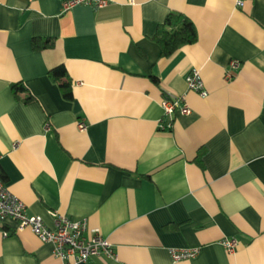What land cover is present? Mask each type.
Masks as SVG:
<instances>
[{
    "label": "crops",
    "instance_id": "1",
    "mask_svg": "<svg viewBox=\"0 0 264 264\" xmlns=\"http://www.w3.org/2000/svg\"><path fill=\"white\" fill-rule=\"evenodd\" d=\"M62 1L0 0L8 190L48 227L54 212L84 219L117 256L76 264H264V0H111L67 11ZM169 13L188 18L196 40L162 57L153 36ZM33 37L54 45L34 50ZM57 65L71 98L48 75ZM192 69L205 97L187 86ZM18 82L26 89L15 95ZM162 90L191 108L170 130L158 126ZM225 237L237 240L232 254ZM170 247L199 250L172 262ZM0 264L63 263L7 218Z\"/></svg>",
    "mask_w": 264,
    "mask_h": 264
},
{
    "label": "built area",
    "instance_id": "2",
    "mask_svg": "<svg viewBox=\"0 0 264 264\" xmlns=\"http://www.w3.org/2000/svg\"><path fill=\"white\" fill-rule=\"evenodd\" d=\"M244 0H236V4L241 6ZM111 3V0H63L62 11H67L76 5H90L94 8H103ZM132 4L134 0H127ZM239 61L233 59L228 64V69L224 74L226 81L230 80L233 72L239 68ZM186 83L189 89L196 91L200 96L205 97L207 91L204 87L200 73L197 69H192L186 76ZM162 117L158 126L161 130H170L176 112L187 115L191 113V108L185 103L181 95H174L166 90H162L160 99ZM164 118H168L164 122ZM80 129L85 128L83 122H78ZM48 125L46 124V129ZM54 222L52 227L44 224L39 216L31 215L27 212L26 205L18 197L12 194L0 179V228L5 219L16 221V229H30L42 242L52 245V254L60 259L63 264H76L86 262L90 258L99 257L110 260H117L112 244L102 237L97 230H88L84 219L77 220L70 218L66 214L52 213ZM6 235L8 232L2 230ZM87 233V234H86ZM224 249L232 254L237 247V240L233 237H225L221 241ZM198 247H170L168 252L172 262L182 259L193 258L198 253Z\"/></svg>",
    "mask_w": 264,
    "mask_h": 264
},
{
    "label": "trees",
    "instance_id": "3",
    "mask_svg": "<svg viewBox=\"0 0 264 264\" xmlns=\"http://www.w3.org/2000/svg\"><path fill=\"white\" fill-rule=\"evenodd\" d=\"M153 39L160 47L162 57L171 55L176 49L185 44H191L196 40V30L192 22L183 15L169 13L162 23H159ZM31 45L34 50H41L54 45L53 38L33 37ZM49 77L55 81L65 98H71V80L63 65H57L48 71ZM157 82L156 78H152ZM23 83L18 82L12 85L15 95L25 90ZM33 99L31 93L27 92L24 101ZM1 177V173H0Z\"/></svg>",
    "mask_w": 264,
    "mask_h": 264
}]
</instances>
